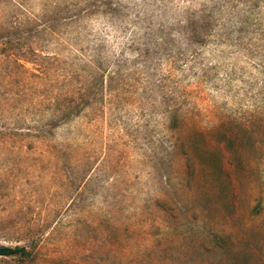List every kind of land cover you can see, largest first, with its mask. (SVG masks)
<instances>
[{
	"label": "rangeland",
	"instance_id": "rangeland-1",
	"mask_svg": "<svg viewBox=\"0 0 264 264\" xmlns=\"http://www.w3.org/2000/svg\"><path fill=\"white\" fill-rule=\"evenodd\" d=\"M0 247L264 264V0H0Z\"/></svg>",
	"mask_w": 264,
	"mask_h": 264
},
{
	"label": "trees",
	"instance_id": "trees-1",
	"mask_svg": "<svg viewBox=\"0 0 264 264\" xmlns=\"http://www.w3.org/2000/svg\"><path fill=\"white\" fill-rule=\"evenodd\" d=\"M96 96H97V94H96ZM20 253L26 254V250L24 248H14L13 249V248L0 247V256H15V255H18Z\"/></svg>",
	"mask_w": 264,
	"mask_h": 264
}]
</instances>
